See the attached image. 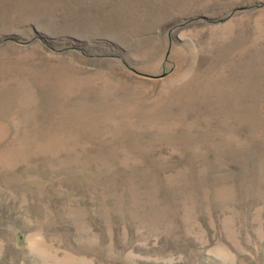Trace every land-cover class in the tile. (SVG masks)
I'll list each match as a JSON object with an SVG mask.
<instances>
[{"label":"rangeland","instance_id":"374dc122","mask_svg":"<svg viewBox=\"0 0 264 264\" xmlns=\"http://www.w3.org/2000/svg\"><path fill=\"white\" fill-rule=\"evenodd\" d=\"M0 264H264V0H0Z\"/></svg>","mask_w":264,"mask_h":264}]
</instances>
